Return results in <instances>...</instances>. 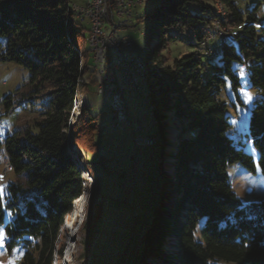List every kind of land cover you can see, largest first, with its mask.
Wrapping results in <instances>:
<instances>
[{"label":"trees","instance_id":"16d2710c","mask_svg":"<svg viewBox=\"0 0 264 264\" xmlns=\"http://www.w3.org/2000/svg\"><path fill=\"white\" fill-rule=\"evenodd\" d=\"M235 1L156 0L143 18H156L146 41L149 45L153 39L154 46H148L152 50L150 85L145 82L150 87L147 103L152 105L157 136V190L141 235L139 264H145L144 258H156L162 264L157 248L160 233L176 238L177 250L165 257L175 264H264V201L243 205L227 174L229 166L239 164L252 173L257 169L264 178V28L257 26L255 7L243 13ZM214 4L226 13L219 18L225 31V42L218 38L219 59L215 61L214 54L212 62L203 61L196 50L172 60L164 55L171 42L184 41L182 33L203 43L200 29L217 17ZM85 33L89 35L71 12L69 0H0V50L4 49L0 58L26 69L28 83L23 87L31 86L34 93L45 84L54 86V97L34 126L36 131L28 128L0 138V152L8 157L15 177L0 202V227L8 248L24 247L19 264H52L59 228L81 190L78 166L68 154V133L71 140L80 137L79 123L88 129L97 121L86 108L69 123L82 88L88 90L97 82ZM229 34L232 42H227ZM189 46L195 48V44ZM235 63L245 66L249 87L255 91L246 138L256 161L228 135L231 124L221 94L227 83L241 104ZM204 67L209 69L206 75ZM89 141L86 138L87 146L79 145V151L82 171L92 185L91 189L87 185L91 203L95 185L85 154L94 145ZM164 165L171 175L167 183ZM96 214L92 222L86 213L88 236L95 232ZM90 243H85L87 254Z\"/></svg>","mask_w":264,"mask_h":264},{"label":"rangeland","instance_id":"374dc122","mask_svg":"<svg viewBox=\"0 0 264 264\" xmlns=\"http://www.w3.org/2000/svg\"><path fill=\"white\" fill-rule=\"evenodd\" d=\"M85 1L69 0V6L84 7ZM155 3L156 0H143L142 4L132 10L130 25L129 19L122 21L127 26L126 35L131 40V55L145 61L147 66L146 79L149 81V85L152 50L148 46H152V44L154 46V40L152 39L149 45L146 44V41L149 40L151 20L143 21V18L148 16ZM235 3L243 13L250 12L255 7V15L258 19L257 26L264 28V0H236ZM213 9L215 17L218 18H212L207 27L200 29L204 37L202 44L198 43L191 35L182 33L180 38H183L184 41L171 42L163 54L166 56L169 54L168 56L172 60L181 53L196 50L200 53L203 61L207 59L208 62H212L214 51L216 52L215 61H217L221 55V42L217 38L221 29L219 18H221L222 11H225L219 4H214ZM78 22L84 29L90 31L88 20L82 22L78 20ZM85 34L86 46L88 47L89 35L88 33ZM226 39L227 42L233 41L231 34ZM190 44H195V48L190 47ZM3 51L4 49L1 48L0 54ZM233 68L237 70L239 77L240 86L237 93L240 96L241 104L235 100L226 83L221 99L227 105L226 113L231 124L228 135L236 145H240L243 151L251 155L256 161L257 154L246 138L248 117L255 91L249 87L245 66L235 63ZM208 70V67H204L202 69L203 75L208 74ZM241 70L244 72L243 78L240 75ZM94 76L97 79L98 74ZM109 76L110 70L102 75L104 79ZM116 76L122 85L120 72H116ZM27 83L28 72L23 66L15 62L2 61L0 58V138L28 128L36 131L34 126L40 121L42 114L52 102L54 86L45 84L42 91L34 93L35 89L31 86L23 87ZM82 84L84 85V80ZM149 85L141 80L138 89L125 88L124 95L129 121L121 123L116 128L111 126V104L96 92L97 84L88 85V90L82 88L75 108L70 114L69 123H74L81 110L86 108L92 116H97V121L96 124L90 123L88 129L81 127L80 123L77 125L78 130L81 131V135L79 134L81 138L76 135V138L71 140L72 133H68V145L71 148L67 152L78 166L83 188L81 199L76 204V210L71 214L72 217L67 214L63 218L54 243L52 264H139L141 235L150 220L157 190L156 149L136 145L134 142L153 133L151 113L146 105L150 101ZM247 94L251 95V100H248ZM7 98L9 99L7 100ZM92 129L94 130L92 131ZM135 129L139 130L135 132ZM86 138H90L89 144L94 145L85 154V160L90 164V175L95 185L90 195L91 203L87 199V185H89V189L92 185L89 184L87 174L82 171L79 151V145L81 147L87 146L83 142ZM167 151L171 152L170 149ZM6 161L5 155L0 152V176L3 177L0 180V185L4 187V190L9 181L15 178ZM165 161L169 163L170 159L166 158ZM163 170L166 174L165 183H167L171 177L166 172L167 165H164ZM227 174L234 194L243 205L264 201V178L257 169L255 173H252L241 165L234 164L227 168ZM169 193L171 196L174 195L170 191ZM91 204L99 205L97 208ZM87 212H89L92 222L98 212L94 224L95 232L91 236H88L85 231L84 224ZM66 222L71 226L72 234L68 245L64 244L66 241L62 235V226ZM0 234L5 235L3 227H0ZM7 242L6 239L3 241V246L0 247V264H19V260L25 251L24 247L16 245L10 249L7 247ZM85 243H90L89 254H87V244L85 245ZM177 244L176 238L171 237V235L168 236L166 233H160L159 244L157 245L158 251L161 253L159 263L175 264L174 259H169V257L166 259L165 257L167 253L172 254L174 250H177ZM153 260L144 258L143 261L145 264H158L156 258ZM218 264L233 263L219 262Z\"/></svg>","mask_w":264,"mask_h":264},{"label":"built area","instance_id":"2783aa9c","mask_svg":"<svg viewBox=\"0 0 264 264\" xmlns=\"http://www.w3.org/2000/svg\"><path fill=\"white\" fill-rule=\"evenodd\" d=\"M98 3H105V11H98ZM89 5L95 6V17L91 19V35L94 41V55L100 67L105 73L110 70V76L100 85V96L109 104L116 105L115 124L113 128L128 120L127 104L125 100V88L138 89V75H141V60L131 55V40L126 35L127 26L116 29V22H122V15H129V25L132 10L129 4H123V0H89ZM79 14L87 15V8L77 9ZM222 19V17H221ZM108 23L107 34H99V24ZM217 38L224 39V32L220 29ZM216 37V35H215ZM215 39V38H214ZM116 72H120L122 85L118 82ZM138 131L135 129V132ZM136 145H152L151 141L136 140ZM7 164L8 157L6 156Z\"/></svg>","mask_w":264,"mask_h":264},{"label":"bare ground","instance_id":"6f19581e","mask_svg":"<svg viewBox=\"0 0 264 264\" xmlns=\"http://www.w3.org/2000/svg\"><path fill=\"white\" fill-rule=\"evenodd\" d=\"M85 6L84 7H79L76 5H72L70 7L71 12L74 14L76 20L82 22L84 20H88L89 25H90V31H89V36H88V40H87V45L88 48L90 50V52L92 53V70L95 72V74H98L97 77V88H96V92L100 95V85L101 82H104L105 79L102 77V75L105 73V70L103 69V67H100L98 61L95 58L94 55V41H93V36L91 35V19H94L95 17V6L94 5H89V0L85 1ZM112 2H119V0H112ZM143 3V0H123V4H129L130 7H136L139 6L140 4ZM87 8V15L86 14H79V12L77 11V9H84ZM98 11H105V3H98ZM222 19H224L225 17V12L222 11L221 15ZM124 19H129V15H122V21ZM219 21V20H218ZM123 22H116V29H123ZM108 31V23H100L99 24V34H107ZM225 32V31H224ZM222 43L225 42V39H220ZM214 54H216L215 52H213ZM213 54V55H214ZM213 58H215V56H213ZM141 60V75H138V85H140L141 80L145 81L146 80V72H147V66L145 64V61L141 58H139ZM214 60V59H213ZM110 112L112 114V122H111V126H113L115 124V115H116V105L115 104H111L110 105ZM144 141H151L152 139L150 138H146L143 139ZM8 167L11 169L10 164L8 163ZM82 186H81V190L78 194V197H76L70 207V210L68 211V216H70L71 214H73V211L76 210V204L80 201L81 199V194H82ZM79 207V204H78ZM78 209V208H77ZM79 211V209H78ZM76 212V211H75ZM66 214V215H67ZM72 217V215L70 216ZM71 226L69 224H63L62 228H63V237H64V241H66V243H64L65 245H68L69 242L71 241ZM74 227V226H73Z\"/></svg>","mask_w":264,"mask_h":264},{"label":"water","instance_id":"95a60500","mask_svg":"<svg viewBox=\"0 0 264 264\" xmlns=\"http://www.w3.org/2000/svg\"><path fill=\"white\" fill-rule=\"evenodd\" d=\"M148 19H150L151 20V27H150V33H149V38H150V35H151V32H152V29H153V26H154V24H155V22H156V18H152V17H149ZM148 38V39H149ZM146 105H147V108H148V110L150 111V113H151V110H152V105H150V104H148V103H146ZM127 115H128V111H127ZM129 121V117H128V120L126 121V122H128ZM124 123V122H123ZM151 124H152V127H153V124H154V119H153V117L151 116ZM139 130V129H138ZM145 138H150V139H152V145H146V144H144V146H149V147H154L155 149H156V147H157V136H156V134H155V132H154V130H153V133L152 134H150V135H148V136H146V137H142V138H140V139H145ZM140 139H137V140H140ZM136 141V140H135ZM134 141V142H135Z\"/></svg>","mask_w":264,"mask_h":264},{"label":"snow or ice","instance_id":"6c2138e0","mask_svg":"<svg viewBox=\"0 0 264 264\" xmlns=\"http://www.w3.org/2000/svg\"><path fill=\"white\" fill-rule=\"evenodd\" d=\"M240 75H241V78H243V76H244V72H243V70H241ZM247 97H248V100H251V99H252V97H251L250 94H247ZM237 107H239V106L237 105ZM2 179H3V177L0 176V180H2ZM4 191H5V190H4V187H3L2 185H0V202L3 201V198H4ZM6 239H7V237H6L5 235L0 234V247L3 246V241H5Z\"/></svg>","mask_w":264,"mask_h":264}]
</instances>
